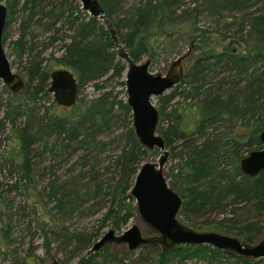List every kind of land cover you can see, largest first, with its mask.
I'll use <instances>...</instances> for the list:
<instances>
[{
	"label": "trees",
	"instance_id": "1",
	"mask_svg": "<svg viewBox=\"0 0 264 264\" xmlns=\"http://www.w3.org/2000/svg\"><path fill=\"white\" fill-rule=\"evenodd\" d=\"M98 1L133 60L149 58L152 65L178 58L185 47L191 52L182 81L155 102L165 147L179 160L170 174L182 199L178 218L193 230L249 244L263 238L264 170L250 178L238 165L261 148L264 0ZM4 4L2 41L5 28L17 24L9 55L25 80L0 102L7 144L0 155L1 262L45 264L36 254L41 248L46 256L60 255V264H264L203 245H146L127 254L106 246L85 258L104 229H126L135 215L134 177L159 152L149 153L135 136L125 64L101 20L78 0ZM57 41L61 53H46ZM61 67L75 76L79 96L57 113L48 86ZM90 84L93 96L84 93ZM94 217V228L81 229Z\"/></svg>",
	"mask_w": 264,
	"mask_h": 264
},
{
	"label": "water",
	"instance_id": "2",
	"mask_svg": "<svg viewBox=\"0 0 264 264\" xmlns=\"http://www.w3.org/2000/svg\"><path fill=\"white\" fill-rule=\"evenodd\" d=\"M81 9L90 16L97 17L110 35L117 56L125 64L124 84L126 104L132 116V127L139 144L148 151L158 150L157 162L146 161L141 164L129 191L134 200L135 213L140 221L153 233L144 237L137 225H131L120 233L107 230L86 252L85 258L106 246L123 245L129 252H136L141 246H158L161 250H170L178 246H210L226 254L246 259H264V237L249 244L241 238L216 231L197 232L185 227L178 219L182 199L170 187L164 176V166L169 151L158 130L159 111L153 101L163 95L183 79L176 70L178 59L170 65L166 74L150 70L151 60H133L119 41L112 22L104 13L98 0H79ZM6 21V6L0 0V81L15 90L24 85L21 76L13 70L5 52L2 37ZM77 80L67 68H57L50 73L48 91L56 105L71 107L77 100ZM259 139L261 148L249 151L239 161L240 172L255 178L264 170V122ZM50 264H60L53 261ZM79 264H83V261Z\"/></svg>",
	"mask_w": 264,
	"mask_h": 264
},
{
	"label": "rangeland",
	"instance_id": "3",
	"mask_svg": "<svg viewBox=\"0 0 264 264\" xmlns=\"http://www.w3.org/2000/svg\"><path fill=\"white\" fill-rule=\"evenodd\" d=\"M1 1L4 3V0H1ZM5 32L7 33V39H6L5 43L3 44L4 45V48H5V52H6L7 56L9 57V60H10L11 65L13 67V70L16 73H18L21 76V78L23 79V81H24L25 80L24 79V75L21 72L19 66L17 65V61H15V58L13 56L9 55L10 54V51H11V43L16 38V36H17V24L11 23L8 27L5 28ZM60 45H61V42H59V41L55 42L54 43V46L51 47V48H49L46 53H48L51 50H53V51H55L56 54H60L61 53V50H58V49H60L59 48ZM188 52L191 53L190 51H186V47H185L184 50H183L182 55L178 56V58L177 57H174V56L169 57L167 60H164L163 58H160L158 60V62L150 65V70L152 72H154V73L166 74L167 71L169 70L170 65L175 61V59H178V65H176V70H179L180 72L184 73L185 72V67H186V62H188L189 61V58H190V55L187 56L185 54V53H188ZM144 59H142L140 61H143ZM122 79H124V73H123V78ZM108 85L110 87H114L115 86L114 81L109 82ZM4 87L5 86L0 81V102H3L4 99L9 95V93H8L9 88L6 87L7 91H5L4 90ZM115 89L120 91V89H122V87L119 84V85H116ZM84 93L87 94L88 96H93L94 95L93 86L90 84L87 87H85ZM50 99L52 100L51 101V103H52L53 102V97H52L51 94H50ZM153 101L156 102V98H154ZM45 104H46V102H45ZM65 111H66L65 107H62V106H58V109L56 110L57 113H63ZM2 115H3V107L0 105V119H1ZM5 134H6V132H4V130L3 131H0V155L7 148V144H6V140H5ZM168 151H169L168 160H167V162H166V164L164 166L163 172H164V175H165V177H166V179H167V181H168V183L170 185V183L172 181V177H171L170 174H171L172 171H174L178 167L179 160H178L177 156L171 152L170 149H168ZM148 152L150 153L151 151H148ZM146 161H149V162H157V158L154 155H149L148 158H146ZM176 192H177V190H176ZM97 219H98V217H94V218H91V219L84 220L83 222L80 223L81 229L89 230V229L94 228L95 225L97 224L96 223L97 222ZM179 221L185 227H188L180 219H179ZM131 225H137V226H139V228L141 229V232H142V234H143L144 237L153 236V233L149 230V228H147L140 221V219L136 215V213H135L134 217L131 219V221L129 222V224L126 226V228L130 227ZM107 230H110V228L109 229L108 228L107 229H104V231L102 232L101 236ZM123 230H125V229H123ZM194 231H197V232H205V231H210V230H194ZM39 242L40 241H36L34 244H39ZM27 244H28V240L26 239L25 245L22 246V248H21L23 251H25L28 248ZM115 247H117V249L119 251H121V252H123L125 254L129 253V251L127 250V248L125 246H123V245H118V246L111 245V248L112 249H115ZM36 254H37V256H39L40 258H42V259L45 260V262H46L45 264H50L51 262L56 261V260L59 261L62 258L60 255H58L56 257L57 259L55 257H53V255L52 256H50V255L49 256H46L45 253H44V251L41 248H37ZM78 261H79V259H75L70 264H79ZM0 264H11V262L6 260V262L3 263L0 260Z\"/></svg>",
	"mask_w": 264,
	"mask_h": 264
},
{
	"label": "flooded vegetation",
	"instance_id": "4",
	"mask_svg": "<svg viewBox=\"0 0 264 264\" xmlns=\"http://www.w3.org/2000/svg\"><path fill=\"white\" fill-rule=\"evenodd\" d=\"M51 94V93H50ZM77 94H78V89H77ZM78 97V96H77Z\"/></svg>",
	"mask_w": 264,
	"mask_h": 264
}]
</instances>
